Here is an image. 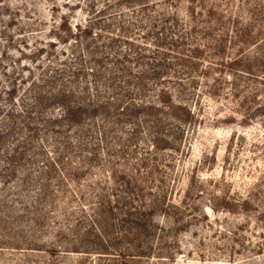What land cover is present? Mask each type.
I'll return each instance as SVG.
<instances>
[{"label": "rangeland", "instance_id": "374dc122", "mask_svg": "<svg viewBox=\"0 0 264 264\" xmlns=\"http://www.w3.org/2000/svg\"><path fill=\"white\" fill-rule=\"evenodd\" d=\"M137 51L167 53L156 87L192 125L76 108L116 99L107 80L126 86ZM249 65L257 78L236 72ZM256 108L264 0H0V264H264ZM157 133L180 146L154 149Z\"/></svg>", "mask_w": 264, "mask_h": 264}, {"label": "trees", "instance_id": "16d2710c", "mask_svg": "<svg viewBox=\"0 0 264 264\" xmlns=\"http://www.w3.org/2000/svg\"><path fill=\"white\" fill-rule=\"evenodd\" d=\"M77 26L87 32L92 31V26L90 24L82 27L77 23ZM198 53L199 50L195 49V55L188 56L194 58ZM166 54L167 53L159 54V57H154L152 60H147L148 62H146V53H140L137 51L135 58L137 59V62H142L140 63L142 64L140 69H138L137 71H133L131 67H129L128 65H124L122 67V70H120L121 72H119L124 78L123 82L127 84L126 86L118 85L119 82L114 75L112 76L111 80H107L109 84L114 86V90H118L116 92V99L109 98L107 100L100 101V103L97 102L92 104L79 103L76 104V108L83 110L93 106V112H97L99 109H107V116H109L110 112L114 110L120 118L125 119L126 121L132 120L136 115H143L145 121H147L146 126L149 128H151V125L153 126L154 123H161L162 117L164 115L168 116L169 119L175 122V124L180 128L184 127V125L187 124L192 125L193 121L198 118V115L196 114L193 107L183 99H178L177 97H175V90L171 89V87H168L166 85L156 87L157 85L155 82L166 80L167 76H169L168 74L170 73V63L166 59ZM254 59H258V57H254ZM189 61L190 60H188V58H185L184 56L178 57V62L180 64L185 65V63H188ZM242 61L243 58L237 56L230 61L222 59L218 62V64L221 66V68L226 69L231 67V65L242 66ZM194 64L196 67H198L199 62H195ZM204 71L207 72L209 70H207L206 68V70ZM236 72L242 76L244 75L246 78L258 77L256 74V69H254L253 65H249L243 68H237ZM174 76L175 75H173V77ZM191 80L192 83H195L194 78H191ZM181 81H183V79H181ZM131 83L134 84L133 86H135V89L130 88ZM150 87H153V90L155 92L154 96L152 97H148V95L151 96L149 94ZM256 110L264 111V109L262 108H256ZM134 126L135 127L132 129V133L134 135H137L140 125L135 124ZM106 130H108V133H112L109 129ZM152 140L153 148L156 150L166 149L167 146L171 145L177 146L174 147L175 149L180 146V144H178L176 141H172L170 137H168L167 134L164 133L153 134Z\"/></svg>", "mask_w": 264, "mask_h": 264}]
</instances>
